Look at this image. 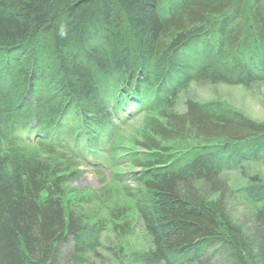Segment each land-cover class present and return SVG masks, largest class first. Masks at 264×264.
Segmentation results:
<instances>
[{"label": "trees", "instance_id": "1", "mask_svg": "<svg viewBox=\"0 0 264 264\" xmlns=\"http://www.w3.org/2000/svg\"><path fill=\"white\" fill-rule=\"evenodd\" d=\"M200 81L264 82V0H0V264L96 255L102 231H126L123 206L88 224L71 187L102 154L149 240L137 264H264V182L227 191L249 233L200 192L264 164V121L193 98L177 111Z\"/></svg>", "mask_w": 264, "mask_h": 264}, {"label": "rangeland", "instance_id": "2", "mask_svg": "<svg viewBox=\"0 0 264 264\" xmlns=\"http://www.w3.org/2000/svg\"><path fill=\"white\" fill-rule=\"evenodd\" d=\"M187 98H193L200 102L217 101L225 107L238 110L253 121H264V82H258L251 86L225 83L211 84L203 81L193 82L187 90L180 93L175 108L177 111H184V102ZM142 121L143 118L138 117L128 126L120 129L118 134L115 133L113 137H117L116 145L133 147V140L142 127ZM27 149L30 151L35 150L31 146ZM99 164H103L105 167L109 164L108 154L100 156L98 165L94 164L93 167L80 166L81 171L71 182V187L89 192L88 201L81 205L86 215H88L87 211L94 212L88 218L87 223L91 224L93 221L102 218L109 224L111 209L123 206L126 210L116 223L120 220L121 223L126 222L128 228L123 234L114 231H102L99 236V247L96 255L87 253L80 257L70 258V244L61 246V255L57 264H137L133 253L144 250L149 246V240L137 217L133 202L124 194L122 187L111 178L112 173H110V170L107 167L102 168ZM224 177L226 179L221 181L223 185L219 191L211 192L209 187H203L200 192L207 203L222 202L223 214L249 233L252 224L250 223V214L246 208L247 205L235 199H230L227 196V191H235L241 185H244L250 177L264 182V164L248 161L240 169L224 172ZM225 183L227 190H225ZM72 196L69 195L68 200H66L67 205H65L68 209H72V206H74V201L70 200Z\"/></svg>", "mask_w": 264, "mask_h": 264}]
</instances>
